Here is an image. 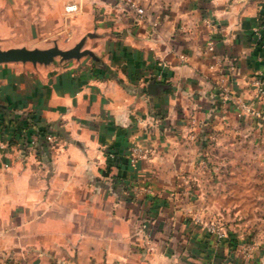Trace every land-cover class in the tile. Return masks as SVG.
Instances as JSON below:
<instances>
[{
  "label": "crops",
  "instance_id": "1",
  "mask_svg": "<svg viewBox=\"0 0 264 264\" xmlns=\"http://www.w3.org/2000/svg\"><path fill=\"white\" fill-rule=\"evenodd\" d=\"M135 1L76 0L90 63L0 64V264H264V0Z\"/></svg>",
  "mask_w": 264,
  "mask_h": 264
},
{
  "label": "rangeland",
  "instance_id": "2",
  "mask_svg": "<svg viewBox=\"0 0 264 264\" xmlns=\"http://www.w3.org/2000/svg\"><path fill=\"white\" fill-rule=\"evenodd\" d=\"M30 1L34 4L31 5ZM161 1L163 0H150L147 6ZM73 2L76 0H48L45 5L42 0H0L1 48L49 49L59 46L62 50H69L87 37L84 49L91 50L92 46L97 45V41L88 35L94 34L95 30L91 26L92 22L77 21L80 14L71 17L68 15L66 6ZM56 61H61V57L56 58ZM69 61L92 62L90 56ZM51 132L57 136L53 130Z\"/></svg>",
  "mask_w": 264,
  "mask_h": 264
},
{
  "label": "built area",
  "instance_id": "3",
  "mask_svg": "<svg viewBox=\"0 0 264 264\" xmlns=\"http://www.w3.org/2000/svg\"><path fill=\"white\" fill-rule=\"evenodd\" d=\"M129 7L134 9L137 13L139 18L144 17L146 14V10L144 7L138 5L134 0H126ZM81 10V6L79 3L73 2L66 6V12L68 15L75 16L77 15ZM263 21V20H262ZM264 25H261L260 29H257L255 31V35L257 37L258 44L264 47ZM208 51H214V43L210 42L208 47ZM256 99L257 101H264V78L258 79L256 81ZM236 104L242 109V110H250L249 106L246 102H244L241 98H238L236 100ZM29 128L26 130H22L20 132V139L23 141L26 147L31 148H46V149H53L58 143V137L56 135H53L51 132L52 129L49 127L46 128H33L34 131H30L31 128L34 126V119L29 117L28 122ZM3 126L0 125V149L4 148L6 146V143L3 140ZM150 155V151L146 149H142L141 147L134 146L131 148L130 151V163L132 165H136L140 160L147 158ZM197 222H202L198 217L196 218ZM208 229V231L212 233H216L220 238H226L227 237V229L224 224H222L219 221H213L206 223L205 225ZM142 232L145 235V238L149 242V249L151 250L152 247L150 246V242L152 240L153 234L151 227L149 223H144L141 227Z\"/></svg>",
  "mask_w": 264,
  "mask_h": 264
},
{
  "label": "water",
  "instance_id": "4",
  "mask_svg": "<svg viewBox=\"0 0 264 264\" xmlns=\"http://www.w3.org/2000/svg\"><path fill=\"white\" fill-rule=\"evenodd\" d=\"M94 34H89L88 37H94ZM87 37H84L74 48L69 50H62L59 46L49 49H30L27 47L10 48L4 50L0 45V64L1 63H32L33 65H48L55 61L56 58L61 57L62 61L77 59L90 56L97 59L92 50L84 49ZM0 108H3L0 105Z\"/></svg>",
  "mask_w": 264,
  "mask_h": 264
},
{
  "label": "trees",
  "instance_id": "5",
  "mask_svg": "<svg viewBox=\"0 0 264 264\" xmlns=\"http://www.w3.org/2000/svg\"><path fill=\"white\" fill-rule=\"evenodd\" d=\"M261 19L263 20L261 25L263 26L264 25V10L260 12V15Z\"/></svg>",
  "mask_w": 264,
  "mask_h": 264
}]
</instances>
